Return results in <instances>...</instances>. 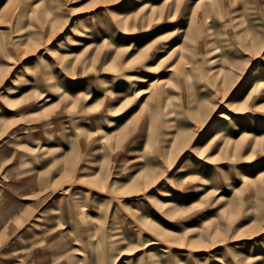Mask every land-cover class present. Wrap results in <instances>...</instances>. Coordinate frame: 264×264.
Returning a JSON list of instances; mask_svg holds the SVG:
<instances>
[{
    "label": "rangeland",
    "instance_id": "374dc122",
    "mask_svg": "<svg viewBox=\"0 0 264 264\" xmlns=\"http://www.w3.org/2000/svg\"><path fill=\"white\" fill-rule=\"evenodd\" d=\"M0 264H264V0H0Z\"/></svg>",
    "mask_w": 264,
    "mask_h": 264
},
{
    "label": "bare ground",
    "instance_id": "6f19581e",
    "mask_svg": "<svg viewBox=\"0 0 264 264\" xmlns=\"http://www.w3.org/2000/svg\"><path fill=\"white\" fill-rule=\"evenodd\" d=\"M169 69H173V66L170 67ZM259 70H261V68H259ZM165 82H166V81H165L164 79H161V78H159V77H156V78L154 79L153 84L156 85V84H161V83H165ZM220 116H222V115H220ZM242 180H243V181H247V180H249V176H248L247 174H243V175H242Z\"/></svg>",
    "mask_w": 264,
    "mask_h": 264
}]
</instances>
